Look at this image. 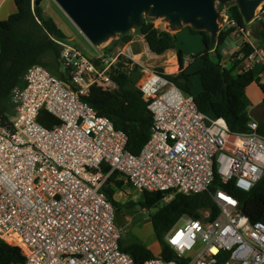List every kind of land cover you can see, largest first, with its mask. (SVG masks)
Instances as JSON below:
<instances>
[{
    "label": "built area",
    "instance_id": "2783aa9c",
    "mask_svg": "<svg viewBox=\"0 0 264 264\" xmlns=\"http://www.w3.org/2000/svg\"><path fill=\"white\" fill-rule=\"evenodd\" d=\"M223 14L220 29H232L240 69L258 65L264 83V48L251 44L249 23L238 25ZM256 18L264 24L259 10ZM57 42L67 81L33 64L12 87L10 109L0 113V240L25 256L14 264H135L119 246L121 228L103 191L113 172L139 191L163 192L164 199L207 192L218 206L215 218L208 219L209 210L198 219L183 216L165 233L177 259L157 255L144 264H264V220L252 222L239 210L236 196L211 188L217 179L248 192L263 177L259 123L251 119L246 132L233 133L165 73L143 67L136 86L148 101L153 124L133 154L126 134L84 100L92 86L117 88L110 74L118 61L142 65L132 49L125 45L88 56L68 41ZM246 44L252 50L244 54ZM42 111L59 123L43 125Z\"/></svg>",
    "mask_w": 264,
    "mask_h": 264
},
{
    "label": "trees",
    "instance_id": "16d2710c",
    "mask_svg": "<svg viewBox=\"0 0 264 264\" xmlns=\"http://www.w3.org/2000/svg\"><path fill=\"white\" fill-rule=\"evenodd\" d=\"M16 10L5 19H0V103L5 102L13 86L23 82L27 68L39 64L50 70L54 75L67 81L65 73L61 70L54 72L51 67L59 68L60 44L57 40L68 41V36L58 26L53 18L43 13L40 4L35 5L32 0H14ZM264 6V3H263ZM225 8L229 19L238 25L248 24L243 20L240 10L234 1L225 5L218 4V9ZM155 19L144 16L137 28L143 36L150 52L162 55L167 51L175 50L179 63V72L168 74L162 67L155 68L178 86L182 91L190 93V73L184 67V54L176 46L175 34L170 31H161L154 23ZM189 28L192 34L201 35L202 50L194 55V60H200L196 73L200 78L201 89L194 94L199 109L214 116L222 117L229 130L233 133L246 132L251 117L248 114L250 100L246 94L247 86L256 82L264 95V83L259 81L254 69L236 70L240 61L232 56L229 67L221 63L222 53L220 46L232 31L220 29L215 42L210 41L206 30ZM121 43L131 40L127 32L117 35ZM259 45L264 48V31L259 32ZM252 50L246 44L241 52L247 54ZM110 51V50H109ZM141 66H123L121 61L116 63L111 72L112 80L117 84L116 89H103L92 86L86 100L99 115L107 116L115 128L122 130L127 136L126 148L133 154H138L150 136L153 117L147 107L148 101L137 88L136 82L140 76ZM259 71V70H258ZM9 105V103H8ZM264 105V96H263ZM10 109V105L8 106ZM7 110V111H8ZM1 113V112H0ZM39 121L52 127L59 123L52 114L42 111ZM260 133H264V111L262 121L258 122ZM118 172H113L103 187L107 198L111 201L115 213L120 210V203L114 199L117 191L124 188V180ZM127 182V181H126ZM128 183V182H127ZM129 184V183H128ZM221 187L232 193L239 200V210L247 215L252 222L264 220V175L248 192H244L231 184H221L214 180L212 189ZM142 201L139 203L146 209L156 208L151 215V225L156 240L160 246V256L166 260L177 259L175 251L165 241V233L172 228L182 216L192 219L201 218L204 210H209L208 219H213L219 213L218 206L207 192L181 194L176 193L165 201L163 192L141 191ZM120 248L129 253L135 264L154 257V253L141 241L135 239L125 243L119 239ZM25 261V256L17 246H11L0 240V264H14Z\"/></svg>",
    "mask_w": 264,
    "mask_h": 264
},
{
    "label": "water",
    "instance_id": "95a60500",
    "mask_svg": "<svg viewBox=\"0 0 264 264\" xmlns=\"http://www.w3.org/2000/svg\"><path fill=\"white\" fill-rule=\"evenodd\" d=\"M41 0H34L38 5ZM94 47L138 28L142 17L161 22V31L176 33L186 26L206 30L216 41L224 14L217 3L234 1L245 22L253 20L264 0H53Z\"/></svg>",
    "mask_w": 264,
    "mask_h": 264
},
{
    "label": "rangeland",
    "instance_id": "374dc122",
    "mask_svg": "<svg viewBox=\"0 0 264 264\" xmlns=\"http://www.w3.org/2000/svg\"><path fill=\"white\" fill-rule=\"evenodd\" d=\"M33 1L34 0H32V2ZM39 4L42 6L44 15L53 18L58 26L68 36V42L78 47L88 56H94L99 53L111 54L112 52H116L118 47L126 45L129 46L135 54H137V57H139L138 60L142 64L140 65L141 68L162 67L164 72L168 74H176L179 72V63L176 52H174V50H170L162 55L148 53L150 51L146 52L145 42L140 39V32L137 28L128 32L131 37V40L128 43L122 44L121 38L115 36L99 47H94L86 40L74 23L64 14V12L53 0H41ZM218 4L219 3L216 5L217 9ZM261 6L257 7V10L261 9ZM224 10L225 8L223 7L220 11L224 12ZM13 11V3L10 2V5H6L0 12V18H7L13 13ZM155 22H157V20H155L154 23ZM176 38V46L178 49L184 51V56H187L186 63L188 61H191L192 63L187 68V72L190 73V87H192L193 91H196L200 88V78L196 73L198 61L195 62L193 57L202 50L203 46L201 36L198 34H192L189 28L186 27L177 32ZM132 40H134L133 43ZM51 70L54 72H58L59 70L62 71V66L59 65V68L53 66L51 67ZM8 106L7 100L5 102H1L0 112L7 111L9 108ZM207 114L211 117V113L207 112ZM123 180L124 188L118 191L115 196L116 201L120 203V210L116 212L115 221L121 228V238L125 243H129L137 239L147 245L155 254L158 252L159 247L152 229L150 217L155 212L156 208L146 209L142 207L139 204L142 201L141 191L134 189L126 182L125 179ZM164 200L167 201L169 199ZM178 225L182 226L183 221H179ZM198 245L199 243H197V246Z\"/></svg>",
    "mask_w": 264,
    "mask_h": 264
},
{
    "label": "crops",
    "instance_id": "0c3cea01",
    "mask_svg": "<svg viewBox=\"0 0 264 264\" xmlns=\"http://www.w3.org/2000/svg\"><path fill=\"white\" fill-rule=\"evenodd\" d=\"M10 2L13 3V12H15L16 10V7H15V3H14V0H0V12L3 10V8L7 5L9 6L10 5ZM34 2V1H33ZM261 6V5H260ZM259 15L262 17V19H264V6L262 4L261 6V9H259ZM1 19V18H0ZM161 21L160 20H157V22H155V25L157 26ZM249 23V27L252 31V36H251V44L254 46V47H259L260 45L259 44V32L260 31H264V24H263V21L261 19H254L253 21H250V22H247ZM186 28V27H185ZM199 35V34H198ZM177 36V32L175 34V38ZM201 36V35H200ZM140 39L144 40L143 36L140 34ZM177 39V38H176ZM235 41L236 39L234 37H232L231 34H228L227 35V38L224 40V42L222 43V45L220 46V50H221V53H222V59H221V63L226 66V67H229L230 66V63H231V59H232V56L237 52V47L235 46ZM134 42V40H132V43ZM145 45H146V52L150 51L146 42H145ZM203 46V44H202ZM178 48V47H177ZM203 48V47H202ZM148 50V51H147ZM175 52V50H174ZM183 54L184 51H182ZM134 53V52H133ZM148 53H152V52H148ZM149 55V54H148ZM134 56L135 58L138 60L139 57H137V54L134 53ZM155 56V55H154ZM175 57V56H174ZM186 60H187V56L185 55L184 56V67L188 68L192 63L191 61H188L187 64L186 63ZM195 62L198 61V66H200V60H194ZM139 62V60H138ZM140 63V62H139ZM141 64V63H140ZM198 68V67H197ZM240 69V65H238V67L236 68V70L238 71ZM252 69H254V72L255 74L258 76L259 74V71H260V67L258 65L254 66ZM259 70V71H258ZM189 85H190V82H189ZM201 89V85H200V88L197 89L196 91H193L192 90V87H190V91H191V94H196L200 91ZM246 94H247V97L249 98L250 100V106L248 108V114L249 116L251 117V119L257 121V122H260L262 121V115H263V111H264V105H263V92L261 91L259 85L256 83V82H252L250 83L247 88H246ZM212 115V114H211ZM118 192V191H117ZM116 192V193H117ZM116 193L114 195V199H115V196H116ZM116 200V199H115ZM183 217V216H182ZM181 218V217H180ZM179 218V219H180ZM178 219V220H179ZM177 220V221H178ZM173 227V226H172ZM158 243V241H157ZM147 246V245H146ZM148 247V246H147ZM158 247H159V250L157 253H155L154 255L157 256L160 254V246H159V243H158ZM149 248V247H148ZM150 249V248H149ZM151 250V249H150Z\"/></svg>",
    "mask_w": 264,
    "mask_h": 264
}]
</instances>
